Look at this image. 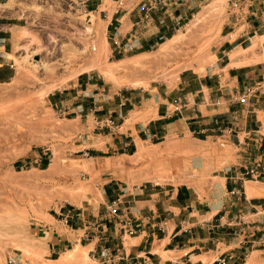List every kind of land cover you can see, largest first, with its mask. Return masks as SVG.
Instances as JSON below:
<instances>
[{
	"label": "rangeland",
	"instance_id": "1",
	"mask_svg": "<svg viewBox=\"0 0 264 264\" xmlns=\"http://www.w3.org/2000/svg\"><path fill=\"white\" fill-rule=\"evenodd\" d=\"M28 1L19 28L13 30L6 45L7 54L0 42V54L8 58L10 74V80L0 81V264H8V257L15 254L21 256L22 264H55L61 258L67 260L65 264H98L94 248L100 242L94 244L92 237L102 228H92H97L95 222L104 223L108 187L118 195L124 190L135 193L137 188H188L201 214L213 212L211 205L223 197L218 186L229 180L228 170L245 165L237 157L231 134L206 138L177 128L179 132L170 129L163 138L142 137L128 151L110 145L115 136L145 122L146 108L151 116L157 108L158 90L178 92L182 78L204 81L225 73L226 82L230 68L249 65L264 81V0H249L245 8L234 6L238 0L195 1L177 11L180 20L175 29L158 44L122 53L115 50L113 27L117 25L108 29V23L115 14L120 20L128 14L126 30H130L129 17L140 0H120L125 3L122 9L119 0ZM255 1L262 2L261 9ZM250 25L255 26L251 32ZM243 32L248 34L243 48L225 46ZM254 40L258 46L249 50ZM231 51L240 54L238 61L231 60ZM103 67L112 73L104 75ZM88 76L99 89H86L82 80ZM77 91L84 101H94L92 94H98L95 104L105 110L86 117L87 112H64L50 102L51 94L70 93V100ZM126 98H142L143 102L122 107L120 117V104ZM259 182L253 181V185L264 188ZM133 195L127 194L125 199ZM68 211L72 213L66 225L63 220ZM77 214L81 219L73 220ZM84 223L89 227L88 237L83 234ZM242 226L230 227L235 228L234 238L245 234L242 229L247 223ZM49 228L71 240L52 256ZM202 238L208 241L199 244L195 253L202 256L194 261L209 264L218 254L209 252L216 238L207 232ZM260 250L264 246H254L248 263L264 264ZM173 254L161 250L160 256L166 260L183 255Z\"/></svg>",
	"mask_w": 264,
	"mask_h": 264
},
{
	"label": "crops",
	"instance_id": "2",
	"mask_svg": "<svg viewBox=\"0 0 264 264\" xmlns=\"http://www.w3.org/2000/svg\"><path fill=\"white\" fill-rule=\"evenodd\" d=\"M0 2V42L3 43L6 53V45L12 37L13 30L19 28L18 22L22 19L20 15L23 14V6L30 4V2L28 0H0ZM260 3L255 1L258 10L261 9ZM127 15L125 14L120 20L115 14L108 23V29L111 26L113 27L114 24L117 25L113 27L115 31V50L125 44L127 36L132 34L134 29L135 15L133 14V16L129 17L130 30H126L125 33H119V30L123 27V19L126 20L125 17ZM177 16L178 13L176 12V15L168 17L164 23H161L157 17L146 33H138L137 46L143 49L144 47L151 48L158 44V41L167 37L171 30L175 29L174 27L180 20V16ZM261 27L263 26L258 27V29H261ZM254 28L255 26L250 25L248 31L251 32ZM149 32L150 35L145 36ZM247 36L246 32L240 33L237 41L226 42L225 46L229 49L234 46L235 48H243V44L247 41ZM118 53L120 52L118 51ZM7 59L4 54H0L1 82L10 80ZM240 62L243 63L244 60H240ZM255 74L256 69L249 65H243L238 68H230L226 82H224L226 79L225 73H222L215 77L213 75L209 76L208 80L204 81L199 78L198 81L196 79L182 78L181 87L175 93L160 92L158 90L156 97L157 108L153 109L151 116H149L150 109L146 108L144 114L145 122H137L134 126V131L130 130L121 134L120 137L115 136L112 138L113 143L110 148L117 149L120 147L124 151H128L136 147L138 140L143 141L142 137L148 138L147 140L163 138L164 134L168 133L170 129H176L179 132L180 130L177 128H182L183 131L204 135L206 138L214 137L215 135L220 136L219 133L223 130H226L225 132L228 134L227 131L231 130L230 134L232 136L230 138L233 137V144L238 150L237 157L239 161L241 163L245 161L244 166L253 165L261 161L264 159V89L260 90L257 99H253L249 103L244 102L242 105L232 104V98L236 92H241L245 87L256 86L258 83H261L264 87V81H261ZM90 79L88 76L82 80L86 89H88V86H91L94 90L99 89L98 83H90ZM73 89H76V86H73ZM70 95V93L65 94L64 92L51 94L50 102L56 107L60 106L64 112H87L86 117L91 115L94 117V114L99 115L100 111L105 110L95 104V101H99L96 98L99 97L98 94H92L91 98H94V101H84L81 99L79 91L76 92V96L69 100ZM136 96H140V94ZM142 98L140 100L126 98L121 102L119 112H122V107L127 106V104L135 106L133 101L141 104L143 102ZM217 100L220 101L218 105L215 104ZM178 106H180L179 111L176 110ZM172 107L175 108V111L171 110ZM106 110L112 113V110L108 108ZM216 120L222 122L220 127L215 124ZM246 182L243 185V196L238 199L231 195L234 184L226 179L224 186H218V191L223 194L222 199L220 200V197H217L219 200L211 205V210L214 209L213 212H206L204 215L197 208L195 197L188 188L166 191L146 190V188L136 189L135 193H137V196L133 195L132 199L126 200L131 202V212L135 218V225L138 230L137 235L133 237L124 236L117 228L110 227L107 232L93 236L92 242L94 244L96 243L97 245L100 242L97 246L95 245V252L97 251L99 254L103 246H120L130 258L143 257L147 259L148 264H205L202 260L195 262L194 258L202 256L201 254H196L195 250L201 248L199 244L208 241V239L202 238L207 232L209 236L213 235L214 238L218 236L213 241L214 249H209V252L218 254L209 264H219L218 261L220 259L228 256H233V259L229 260L228 264H250L248 260L255 252V239H258L263 235L261 233H264V196L249 199L247 197ZM263 182L259 183L264 185ZM104 193L107 204L119 196L115 194V189L111 187H108ZM127 194L129 197L132 195L129 192ZM137 197L140 198L137 199ZM69 212L71 211H68L66 216H68ZM208 214H212L210 218L200 220L201 217L203 218V216L205 217ZM247 218L250 219L249 222H246ZM74 219L80 220V215L77 214ZM246 223L247 227H244L246 229H244L245 234L241 236L242 238H234L233 230L235 228L230 227H233V225L241 227L242 224ZM184 225H188L189 229L185 230ZM83 226V234H85L87 233L86 223ZM92 230L95 231L96 229L92 228ZM48 233L50 234L48 247L51 256L52 253L59 254L69 246L71 240L61 238L58 235V231L49 228ZM126 237L129 239L127 240ZM246 237L248 240H244ZM155 247H160L165 254L174 253L173 255L177 256L178 253H183V255L175 259L168 258L164 260L159 253H155ZM250 249L253 251L250 252ZM260 251L264 254V250ZM122 264L128 263L122 262Z\"/></svg>",
	"mask_w": 264,
	"mask_h": 264
},
{
	"label": "built area",
	"instance_id": "3",
	"mask_svg": "<svg viewBox=\"0 0 264 264\" xmlns=\"http://www.w3.org/2000/svg\"><path fill=\"white\" fill-rule=\"evenodd\" d=\"M198 0H140L135 8L132 10L135 15V23L133 33L130 34L129 38L126 40V43L121 47H118V51L122 52H132L140 49L138 44L137 37L140 32L148 30V28L153 24V22L158 17V20L161 23L170 17L173 16L181 7L188 4H195L194 2ZM119 8L125 5L123 1L119 0ZM250 3L249 0H238L235 2L234 6L241 8L247 7ZM118 13V11H117ZM180 18V17H179ZM139 33V34H138ZM264 87L261 83H258L256 86H247L241 92H236L235 96L232 98V104H244V102H250L253 99H257L260 94V90H263ZM220 103L219 100L216 101V105ZM180 106L176 108L179 111ZM120 117H122V112H120ZM109 124L114 125V121L109 120ZM215 124L220 127L222 122L219 120L215 121ZM226 131V130H225ZM224 130L221 133L226 134ZM228 134L232 131L228 130ZM229 181L234 184V188L231 191V195L241 199L243 196V185L246 181H264V163L258 161L250 166H242L239 169L228 170ZM139 189V188H137ZM123 195H119L114 201L109 203L106 206V215L102 219L104 223L95 222V229L102 228L99 234L107 232L110 227L117 228L123 233L124 236L133 237L137 235V227L135 225V218L132 215V206L131 202L125 199L128 191L124 190ZM137 196V193L134 194ZM72 212H69L68 216L64 218V223L69 225V217ZM91 225V224H90ZM89 225V226H90ZM89 228L87 225L85 226ZM244 231V229H242ZM86 237L89 236V233H85ZM95 234L96 236L99 235ZM94 239V237H92ZM257 246H264V235L259 238V240L254 242ZM95 254V253H94ZM233 259V256H228L220 259L219 264H228V261ZM122 262H127L128 264H148L147 259L143 257L130 258L123 251V248L120 246L110 247L103 246L99 255H98V264H122ZM8 264H22L21 256L12 255L8 257Z\"/></svg>",
	"mask_w": 264,
	"mask_h": 264
},
{
	"label": "bare ground",
	"instance_id": "4",
	"mask_svg": "<svg viewBox=\"0 0 264 264\" xmlns=\"http://www.w3.org/2000/svg\"><path fill=\"white\" fill-rule=\"evenodd\" d=\"M126 29H127V23H126V20L125 19H123V27L119 30V33H125V31H126ZM87 31L88 32H90L91 31V27H88L87 28ZM221 33V30H219V33L218 34H220ZM259 38H261V37H259ZM257 39V38H256ZM262 43V42H261ZM252 46L249 48V50H255L256 48H257V46H258V41H256V40H254L253 42H252V44H251ZM248 50V49H247ZM245 51V50H244ZM73 52L74 53H77L78 54V52L76 51V50H73ZM239 52V51H238ZM232 54H230L231 55V60L233 61V62H236V61H238L239 60V56H240V54L239 53H237V52H231ZM44 65H45V63H44ZM113 69V68H112ZM119 69V68H118ZM100 70H101V72L104 74V75H106V76H108V75H110L109 73H112L111 72V69L109 68V69H105V67H103V68H100ZM117 70V69H116ZM138 118V117H137ZM264 119V118H263ZM134 120H135V118H134ZM134 122H136V121H134ZM142 144V143H141ZM139 145V144H138ZM187 145V144H186ZM185 145V146H186ZM187 148V147H186ZM151 181H154L155 183H158V181L157 180H155V179H152ZM246 189H247V197L249 198V199H251V198H253V197H259V196H264V189L263 188H258V187H255L254 185H253V182H251V181H249V182H246ZM155 253H161V249L160 248H157V249H155ZM87 254V253H86ZM67 260L65 259V258H61L60 260H57L56 262L58 263V264H65V262H66ZM57 263H55V264H57Z\"/></svg>",
	"mask_w": 264,
	"mask_h": 264
}]
</instances>
